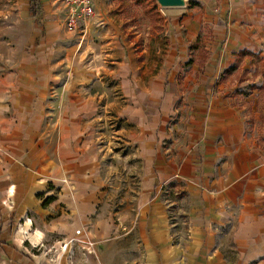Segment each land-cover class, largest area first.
Segmentation results:
<instances>
[{
    "label": "crops",
    "instance_id": "obj_1",
    "mask_svg": "<svg viewBox=\"0 0 264 264\" xmlns=\"http://www.w3.org/2000/svg\"><path fill=\"white\" fill-rule=\"evenodd\" d=\"M231 3L233 10L242 5ZM189 10L176 22L169 19L165 40L157 33L141 47L130 43L123 60L114 61L122 97L135 118L126 157L133 161L131 180L138 191L134 204L121 212L133 215L128 221L122 217L118 245L103 243L110 225L107 219L95 220L100 228L94 234L103 240L95 244L101 264L115 257L129 264H264V114L256 113L257 101L249 99L262 85L241 89L257 79L248 60L242 82L232 88L225 79L239 70L226 73L235 53L251 51L248 39L254 36L249 37L247 24L231 37L228 27L216 25L214 41L192 46L204 28ZM23 55L29 62L24 73L11 67L0 73V200L10 198L11 189L19 197L24 192L19 212L55 181L66 165L62 155H68L61 151L56 163L48 154L43 137L51 130L42 127L51 121L45 112L48 84L34 82L32 55ZM36 58L43 55L38 51ZM256 121L263 125L260 132ZM58 218L68 235L71 225ZM89 226L88 219L79 227ZM2 235L0 251L7 253L10 242Z\"/></svg>",
    "mask_w": 264,
    "mask_h": 264
},
{
    "label": "rangeland",
    "instance_id": "obj_2",
    "mask_svg": "<svg viewBox=\"0 0 264 264\" xmlns=\"http://www.w3.org/2000/svg\"><path fill=\"white\" fill-rule=\"evenodd\" d=\"M94 1V18L69 31L63 24L60 0H46L42 4L38 0L35 18L27 14L28 0H0V73L8 67L24 73L29 62L23 59V54L32 55L34 82L48 84L49 89L45 112L50 114L51 121L43 122L42 127L51 130V135H44V145L56 163L61 151L66 150L69 155H62L66 161L65 168H61L64 170L55 181L45 185V191L35 196V204L26 211L19 212L25 206L24 192L19 197L18 191L11 189L10 198H1L0 225L4 222L6 225L0 234L10 242V247L7 253L0 251V264H101V256L97 260L81 243L67 245L74 231L82 229L79 226L88 219L93 226L87 228L95 244L103 241L94 234L100 228L96 219H107L110 225L103 243L117 242L122 217L128 221L133 215L121 212L125 206L134 204L138 187L131 180L133 161L126 157L135 118L127 110L130 102L122 97L121 77L114 61L123 60L130 43L141 47L143 40L147 42L157 33L165 40L171 17L176 22L179 13H186L187 9L200 17L204 35L192 46L202 39L214 41L213 26L228 27L231 37L236 32L240 35L241 28L247 24L249 37L252 33L254 36L248 39L249 48L260 58H245L237 67L239 70L225 79L232 88L237 86V82L244 80L242 70L248 69L251 61V74L257 79L245 81L241 89L249 86L260 89L262 85L254 91L255 97L249 99L257 101L256 113L264 114V77L261 75L264 0H185L186 7L182 9H164L154 0ZM231 2L242 5L233 10ZM38 51L43 58L34 60ZM203 53L200 60L205 56ZM18 77L19 82L24 78L23 74ZM77 97L82 98V105ZM256 123L255 128L260 132L263 125ZM177 212L173 217L177 216L176 220L181 223L185 217ZM86 213L90 215L84 217ZM57 218L71 225L68 235L57 225ZM110 264L129 263L115 257Z\"/></svg>",
    "mask_w": 264,
    "mask_h": 264
},
{
    "label": "built area",
    "instance_id": "obj_3",
    "mask_svg": "<svg viewBox=\"0 0 264 264\" xmlns=\"http://www.w3.org/2000/svg\"><path fill=\"white\" fill-rule=\"evenodd\" d=\"M60 3L63 9V24L69 31L77 30L81 23L88 24L95 16L94 0H60ZM79 243L84 245V249L93 257H98V253L94 248V239L88 228L75 230L67 245L72 246Z\"/></svg>",
    "mask_w": 264,
    "mask_h": 264
},
{
    "label": "trees",
    "instance_id": "obj_4",
    "mask_svg": "<svg viewBox=\"0 0 264 264\" xmlns=\"http://www.w3.org/2000/svg\"><path fill=\"white\" fill-rule=\"evenodd\" d=\"M155 6V5H154ZM29 9L31 11V14L33 17H35L39 11V2L38 0H29ZM259 54H255L254 52H251L250 50H244V51H240V52H237L235 53V59H234V64L232 65L231 68H229L226 73H232L233 70L237 69V67L241 64L242 60H244L245 58L247 57H250V58H254L256 59V57H259L258 56ZM261 62L263 63V67H262V71H261V75L264 76V60L261 59ZM251 63V65L253 64L251 61L249 62ZM245 74V73H244ZM255 87L252 86L251 89H254ZM50 199H47V202H49Z\"/></svg>",
    "mask_w": 264,
    "mask_h": 264
},
{
    "label": "water",
    "instance_id": "obj_5",
    "mask_svg": "<svg viewBox=\"0 0 264 264\" xmlns=\"http://www.w3.org/2000/svg\"><path fill=\"white\" fill-rule=\"evenodd\" d=\"M161 8H185V0H154Z\"/></svg>",
    "mask_w": 264,
    "mask_h": 264
},
{
    "label": "bare ground",
    "instance_id": "obj_6",
    "mask_svg": "<svg viewBox=\"0 0 264 264\" xmlns=\"http://www.w3.org/2000/svg\"><path fill=\"white\" fill-rule=\"evenodd\" d=\"M65 247H66V245H65ZM65 247H64V248H65ZM94 248H95V247H94Z\"/></svg>",
    "mask_w": 264,
    "mask_h": 264
}]
</instances>
